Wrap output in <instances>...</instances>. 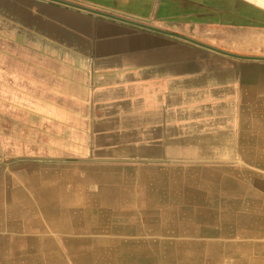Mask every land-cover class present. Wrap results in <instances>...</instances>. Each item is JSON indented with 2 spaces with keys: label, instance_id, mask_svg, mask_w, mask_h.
<instances>
[{
  "label": "crops",
  "instance_id": "1",
  "mask_svg": "<svg viewBox=\"0 0 264 264\" xmlns=\"http://www.w3.org/2000/svg\"><path fill=\"white\" fill-rule=\"evenodd\" d=\"M173 255L264 264V0H0V264Z\"/></svg>",
  "mask_w": 264,
  "mask_h": 264
},
{
  "label": "rangeland",
  "instance_id": "2",
  "mask_svg": "<svg viewBox=\"0 0 264 264\" xmlns=\"http://www.w3.org/2000/svg\"><path fill=\"white\" fill-rule=\"evenodd\" d=\"M177 183H176V180L174 179L173 180V185H176ZM164 240V239H163ZM172 241H174V242H177V243H179V242H181V243H186V240H183L182 238H180V237H174L173 239H172ZM172 241H169L168 239H165L164 240V242L166 243H168V242H172ZM193 242L196 244V240L195 239H193ZM156 243H160V241H156ZM160 248V246H156V249H159ZM155 249V248H154ZM192 254V253H191ZM175 255H173L172 257H174ZM186 257H191V258H196L197 256L196 255H185ZM184 256V257H185Z\"/></svg>",
  "mask_w": 264,
  "mask_h": 264
},
{
  "label": "bare ground",
  "instance_id": "3",
  "mask_svg": "<svg viewBox=\"0 0 264 264\" xmlns=\"http://www.w3.org/2000/svg\"><path fill=\"white\" fill-rule=\"evenodd\" d=\"M115 228V227H114ZM119 230V229H118ZM109 233V231H108ZM181 235V234H180ZM71 241V240H70ZM174 242V241H173ZM138 247V246H137ZM166 247V246H165ZM136 248V247H135ZM153 249V248H152ZM172 250H177V251H181V247L178 246V243L174 242L172 243ZM172 253V252H171ZM83 259V258H82ZM181 257H179V255H175L174 257H172V261H173V264H178L180 261H181ZM186 263V262H185Z\"/></svg>",
  "mask_w": 264,
  "mask_h": 264
},
{
  "label": "water",
  "instance_id": "4",
  "mask_svg": "<svg viewBox=\"0 0 264 264\" xmlns=\"http://www.w3.org/2000/svg\"><path fill=\"white\" fill-rule=\"evenodd\" d=\"M95 12H97V13H99V14L107 15V16H110V17H114V18L121 19V18H119V17H117V16L109 15V14H106V13H103V12H100V11H95ZM127 21H128V20H127ZM130 22H131V21H130ZM133 23L138 24V23H136V22H133ZM139 25L144 26L143 24H140V23H139Z\"/></svg>",
  "mask_w": 264,
  "mask_h": 264
}]
</instances>
